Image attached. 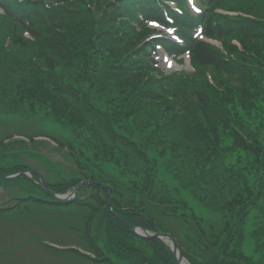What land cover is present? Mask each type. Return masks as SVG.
<instances>
[{"label":"trees","instance_id":"16d2710c","mask_svg":"<svg viewBox=\"0 0 264 264\" xmlns=\"http://www.w3.org/2000/svg\"><path fill=\"white\" fill-rule=\"evenodd\" d=\"M70 1L73 6L68 8L44 10L48 4L47 0L23 3L17 0H0V7L5 13V16L0 18L7 20L13 29L11 33L3 34L6 26L2 24L0 39L4 37V41L0 42L5 45L9 38L8 48L30 44L31 42L28 43L22 36L15 34L20 27L31 34L33 43L36 42L41 48L35 56V61L45 63L42 75L38 71L36 77L25 75L17 82L0 80V112L13 111L16 114L17 105L19 102L23 103L18 111L20 116L11 120L1 116L0 149L6 142L19 137L28 140L30 148L17 151L28 150L30 153L39 154L34 146L45 145L35 139L49 138L59 146V150L68 152L63 159L68 166H73L69 173L61 169L69 174V178L60 176L57 184L48 182L52 191L57 194L67 193L79 185L82 180L80 176L85 178V181L110 187L113 191L112 204L117 200L115 206L113 205V208L117 207L113 209L115 214L145 231H169L181 244L180 233L183 232H177V235L173 229L174 225L184 231L186 240H192L191 232L185 227V223L193 220L199 224L200 219L194 215L189 218L187 214L181 217L176 211L185 203L181 190L178 187L169 188L166 178L162 179L161 173H172L175 165L165 161L161 173L156 170L159 166V155L163 153V149H159L160 146L164 150L171 148V152L179 154L189 153L188 148L203 152L202 149L215 147L225 140L243 144L238 135L244 134L259 145L245 147L249 157L247 172L242 178L246 187V198H250L252 194L254 198L250 203L243 204L239 197L241 203L238 205L243 204L241 211L245 217L248 218L250 214L255 216L254 226L252 225L255 232L253 238L257 240L259 249L257 258L261 257L258 264H264V146H260L263 138L261 135L264 133V42L256 36L257 30L245 31L247 35L234 36L244 49L243 54L225 44L227 58L215 49L189 39L187 29L179 31V36L186 42L184 49L167 40H161L159 44L166 51L176 54L189 52L196 72L192 75L173 74L164 78L159 77L154 67V44L140 47L147 31L138 35L135 43L128 45L126 41L130 29L132 30L131 18L140 0ZM146 1L151 3V0ZM234 1L241 8L251 7L259 13L258 25L264 28V0ZM55 2L53 0L49 5ZM89 4L93 5L92 9H87ZM143 15L148 17L150 14L143 12ZM152 18L164 22L158 14H154ZM119 19L120 22L116 25ZM204 19V34L207 37L219 40L232 38L230 32L236 21L225 20L222 24H212L210 15ZM176 22L180 28H193L183 19H176ZM254 24L255 22L245 23L252 29ZM63 32L72 38L69 39V42L72 40L70 48L66 47L68 43L65 39H60ZM53 45L56 46L53 48L56 51L50 54L53 50L48 48ZM61 53L63 60L67 62L63 69L59 57ZM247 54L248 59L245 57ZM232 57L235 60L231 61ZM121 70L125 71L119 73ZM208 75L214 85L208 83ZM120 77L121 80H118ZM240 85H246L245 91L251 94L243 95ZM53 93H58L57 98L64 100L62 107H57L56 103L51 101ZM235 96H244L243 99L250 96L255 98L253 104L250 103L251 108L262 117L256 130L247 126V119L242 117L236 105L231 103L230 99ZM36 101L43 105L50 104V121L38 113L39 110L35 112ZM216 102L219 103L218 109ZM153 105H161L166 111L162 112V108L158 110ZM67 112H73V115L66 120ZM43 121L58 124L60 133L41 131L38 123L43 124ZM68 133L71 135H67ZM138 133L141 138H135ZM101 142L110 145L112 143L113 148L110 147L111 150L106 152L104 147H101ZM13 143L16 142L11 144ZM210 160L211 158L206 157L198 166L195 162L192 166H187L186 164L192 161L184 157L181 163L183 171L191 173L193 181L209 174L206 166ZM102 163H110L111 166L104 167ZM141 165L145 179L135 188L133 185L137 178L132 174L135 167ZM213 167L214 174L217 164ZM25 169V164L17 161L11 168H1L0 176H10ZM109 169L113 172L110 173ZM50 170L52 169H47ZM87 173L90 175L86 176ZM81 192L90 193V196L70 205L58 207L57 204L49 202V198L48 202L41 199L33 202L35 206L28 210L29 215L38 212V216L44 217L45 227H49V223L56 227L63 226L74 239L71 245H67L65 242L55 241L51 238L54 236L50 235L49 238L38 237L33 242L34 245L38 243L49 255L66 258L73 262L72 264H176L173 254L164 242L142 240L115 218L108 207L110 199L107 190L93 185L82 188ZM152 197L157 199L151 200ZM143 199L147 203L141 209ZM203 201L206 204L211 203L208 198ZM261 205L262 209L259 210ZM161 209L170 212L167 218L160 220L158 215ZM105 211L106 224L103 229L97 230L91 222L96 215ZM48 212H54L57 216ZM153 218L160 224H167L156 227ZM95 230L98 233L104 230L106 233L104 244H101L99 234H96ZM198 236L199 234L197 240L200 242L195 241L194 245L191 244L192 247L185 249L183 253L190 263L254 264V260L247 259L241 250H237L238 244L227 253L222 249L223 244L219 237H216L215 241H209ZM45 242L52 243L60 250L46 245ZM137 242L145 244L149 252L139 248ZM4 254L5 250L0 249V257ZM227 255L230 257L226 263L224 259Z\"/></svg>","mask_w":264,"mask_h":264},{"label":"rangeland","instance_id":"374dc122","mask_svg":"<svg viewBox=\"0 0 264 264\" xmlns=\"http://www.w3.org/2000/svg\"><path fill=\"white\" fill-rule=\"evenodd\" d=\"M67 6H73L72 1L67 0ZM7 20H4L0 18V26L4 24L6 28L3 31V34L11 33L12 32V26L7 23ZM8 24V25H7ZM253 30H257L256 36H258V39L261 42H264V28H261L259 25L254 26ZM27 31L23 30L22 28L18 27L15 34L22 36L23 39H25V35H27ZM1 38V36H0ZM65 39L68 45L66 47L71 46V42H69V39H72L70 35L66 32H63L62 37L60 38ZM4 41V37L0 39V41ZM30 44H26L22 47H9L6 49L3 46V43L0 42V80L8 81L12 80L14 82L20 81L22 77L25 75L31 77H36L38 75V71H40L41 75L42 70L45 69V63L44 62H36L35 56L37 55L39 49V45L32 40H26ZM56 46L49 47L48 49L53 50L50 52L52 54L56 50L53 49ZM63 47V46H61ZM47 48V47H46ZM59 48L57 47V50ZM64 53V51L62 52ZM62 53L59 54L60 59L62 60L61 68L67 66V62L63 60ZM49 54V55H50ZM159 63H160V69L163 73H166L167 71H170L171 69H167L165 67V62L161 60L162 54L159 55ZM246 59L249 58V54H247ZM186 60V59H185ZM184 60V61H185ZM33 69V70H32ZM63 69V68H62ZM184 70L186 72L190 71L189 64L187 61L184 62L183 65H179L175 62V67L172 70ZM125 70L119 71V73H123ZM122 76V75H121ZM30 77V78H31ZM121 80V77L118 79ZM240 88L242 89L243 95L245 93H249V91H245V87L240 85ZM1 95H5L4 93H1ZM58 97V93H53L51 96V101L56 103L57 107H62L64 100H60ZM242 98V99H241ZM241 98L235 96L234 98H231V103L236 105L238 111H240V115L242 117H245L247 119V126H251L252 129L256 130L258 128V124L261 123L260 120L262 117L251 108L250 103L255 99L254 97L250 96L249 98H244V96H241ZM25 102V101H23ZM249 102V103H248ZM27 104V102H25ZM219 103L216 102V109L219 108ZM253 104V103H252ZM221 105V104H220ZM1 106V104H0ZM21 106H23V103L17 105V111L16 114L13 111H10L8 113L0 112V118L3 116V118L8 119H14L17 116H20L19 110L21 109ZM223 106V105H222ZM243 106V107H242ZM264 106V105H263ZM154 108H157L160 110L162 108V112H165L166 109L162 107L161 105H153ZM38 113L43 114V117H45L48 121H50L51 118V110H50V104L45 103L39 104L38 101H36L35 106V112L38 111ZM40 114V115H41ZM46 114V116H45ZM73 112L69 114L67 112V115L65 116L66 120L68 118H72ZM35 116V115H34ZM37 116V114H36ZM45 119V120H46ZM3 120V119H2ZM47 121V122H48ZM46 121H43L39 124V128L41 131H47V129L51 131L57 132L58 125L53 124L49 126V124ZM52 122V120H51ZM56 123V122H54ZM72 123V122H68ZM154 125V124H153ZM69 128V126H68ZM50 132V131H49ZM69 134V133H68ZM71 135V134H69ZM263 137L261 139L260 146H264V133L261 135ZM135 138H141L140 133L137 135L135 134ZM239 140L243 144H240L234 142L233 140H225L219 142L218 145L215 147H210L208 149H202L203 152L193 151L192 148H188L189 153H173L171 152V148L165 149L160 146L159 149H163V153L159 155L158 164L159 166L156 167V170H160V173L163 169V166L165 164V161H167L168 164L175 165L172 168V173L168 174L166 172H162V179L164 180L166 178L167 186L169 188H175L178 187L181 190V196L184 200L183 203H185L183 206L179 207L176 211H178L181 214V217L183 215L187 214V216L190 218V216L194 215L195 218L200 219L199 224L198 221L194 222L192 220L185 223V227L190 230L191 234L190 239H185L184 231L177 228L175 225L173 227L174 230L177 232H183L180 233L181 241L182 243H179V249L184 252L185 249H189L192 245H194L195 241L200 242L197 240V235L203 237L204 240L209 241H215L214 239L219 237V240H221L222 249L226 251L227 253L230 252V249L232 250L233 247H235L237 244L239 245V248L237 250H241L240 252L249 260H254V264H258L260 261L259 259L261 257H258V245L257 240L253 238V221H255V216L253 214H250L247 217L244 216V213H242L241 208L243 207V202L250 203V201L253 200L254 194L250 196V198H246L245 192L246 187L245 183L242 181L243 175L246 174V168L248 166V155L249 152L245 149L250 146H257L258 143L252 142L248 137H245L244 134L238 135ZM135 141H138L135 139ZM263 142V143H262ZM236 143V144H235ZM11 142L5 144L0 149V167H10L13 166L17 161L24 162L25 165L29 166V168L34 169L35 167L41 170V172L44 173V177L46 180L53 184H57L59 182L60 176L67 177L68 174L61 171L59 167H63L67 170V172H70V166H68L65 163L64 155H67V151L57 150V151H51L52 149L50 147L46 148L40 147V146H34L35 150H38L41 152V149H43L42 157H37V153H30V152H16L15 150L23 148H27L28 144L26 141H24L23 144L20 142H16L11 144ZM112 145V143H111ZM110 143H103L101 142V147L106 150V152H109L111 149ZM187 146V145H186ZM164 147V146H163ZM113 148V147H111ZM34 149V148H32ZM10 152L12 155H5L6 153ZM8 154V153H7ZM187 158L188 160L192 161L190 164H186L187 166H192L193 162L198 166L200 165L203 158L209 157L211 158L210 162L207 163L206 170L209 173L208 175H205L204 178H198L192 181L193 177L190 176L191 173H187V171H183V165L181 163L182 158ZM142 158V157H141ZM47 161H53L52 168L53 170L47 171L46 162ZM217 164V167L215 168V173L213 174V165ZM77 169H80L78 165H75ZM102 166L109 167L111 166L110 163H102ZM105 169V168H104ZM110 173L113 172L112 169H109ZM145 171V169H144ZM59 173V175H58ZM175 174V175H174ZM58 175V176H57ZM135 176L136 183L133 185L135 188L138 186V184L143 183L145 177L143 176V167L136 166L135 171L132 174ZM141 176L139 179L138 176ZM165 175V176H164ZM137 176V177H136ZM61 179V178H60ZM89 184L92 185L93 182L89 181ZM26 190V183H18V184H4L0 185V203H2L5 200H8L9 198H14L18 196H24ZM239 197H241V202L243 203L241 206L239 203ZM208 198L211 200V203L206 204L204 203V199ZM157 199L156 197H152L151 200ZM117 200L112 204L115 206ZM146 200L143 199L141 202V209L146 204ZM239 203V205H238ZM117 209V207H115ZM115 208H113L115 210ZM170 211L161 209V212L159 213L158 217L159 219L167 218V215ZM51 215H56L54 212H48ZM68 213V212H67ZM68 215V214H64ZM36 216V217H35ZM106 216L107 211L103 213H99L96 215V217L91 222V225H95L97 227V230L103 229L106 224ZM251 216V217H250ZM0 248H7L8 246L15 247L16 253L12 255L11 257H0L4 259H0L1 263H7V264H72L73 262L68 261L66 258H58L54 255H49L45 252L43 247H40L39 244L34 245L32 242L36 241L38 237H46V236H54L51 237L55 241L65 242L67 245H71L74 239H72V235H69L65 228L63 226L56 227L54 224L49 223V227H45L43 224L44 217L38 216V213L35 215L26 216L23 218V216L16 215L14 217L13 214L8 215L7 217H0ZM13 220V221H12ZM21 220V222H19ZM156 227H162L165 226V223H158L155 218H153ZM12 221V222H11ZM19 222V223H18ZM52 225V226H51ZM162 225V226H161ZM24 226V227H23ZM23 228L25 231H23ZM51 230V231H49ZM159 231V230H158ZM165 231V230H164ZM96 234H99L101 244L105 243V234L104 230H101L100 233H98L95 230ZM168 232V233H167ZM166 234L171 235L169 231H167ZM2 233V234H1ZM8 233L10 235L13 234L14 237H16L13 242L10 244L11 240L7 241V238L5 240H2L3 234ZM53 233V234H52ZM160 233V231H159ZM26 234V235H25ZM18 235V236H16ZM71 236V237H70ZM172 236V235H171ZM198 236V237H199ZM58 237V238H57ZM47 238V237H46ZM68 238L70 240H68ZM64 239V240H62ZM193 241V242H192ZM7 242L5 245L4 243ZM13 245V246H12ZM139 248H142L144 251L149 252L147 248H145V244L138 243L136 244ZM10 247V248H11ZM212 252V251H211ZM210 252V253H211ZM185 253V252H184ZM230 256H225L226 263L228 262L227 259ZM257 261V262H256ZM127 264V263H122ZM246 264V263H245Z\"/></svg>","mask_w":264,"mask_h":264},{"label":"water","instance_id":"95a60500","mask_svg":"<svg viewBox=\"0 0 264 264\" xmlns=\"http://www.w3.org/2000/svg\"><path fill=\"white\" fill-rule=\"evenodd\" d=\"M13 179H15V178L13 177V178H10V179H5V180H7V181H13ZM126 226H128V228L132 232H134L137 236H140V237H142L144 239L150 240V239H162V238H165V239L169 240L170 242H172V245H173V253H175L176 256L178 254L177 264H180L181 263V254L178 253L177 242L174 239H172L170 236H168V235H162V236L161 235H150L149 236L146 233H144V235H142L140 232H138L137 229H135L134 227L130 226L128 223L126 224Z\"/></svg>","mask_w":264,"mask_h":264}]
</instances>
